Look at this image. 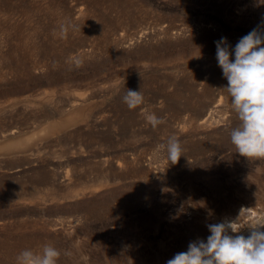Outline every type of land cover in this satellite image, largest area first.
I'll list each match as a JSON object with an SVG mask.
<instances>
[{"label":"rangeland","instance_id":"374dc122","mask_svg":"<svg viewBox=\"0 0 264 264\" xmlns=\"http://www.w3.org/2000/svg\"><path fill=\"white\" fill-rule=\"evenodd\" d=\"M253 29L264 0H0V264L45 243L58 264H166L225 219L247 237L264 157L230 142L215 41ZM127 89L144 104L129 109ZM172 135L175 164L158 151Z\"/></svg>","mask_w":264,"mask_h":264},{"label":"clouds","instance_id":"9594fccd","mask_svg":"<svg viewBox=\"0 0 264 264\" xmlns=\"http://www.w3.org/2000/svg\"><path fill=\"white\" fill-rule=\"evenodd\" d=\"M69 27L60 25V38L67 37ZM215 45L218 66L227 80L222 89L231 98L230 109L239 121L230 131V142L240 156L264 157V32L253 29L238 40L234 49L226 37L215 41ZM74 63L81 67L83 60L77 58ZM123 102L129 109H136L144 104V96L141 91L127 89ZM145 120L154 130L166 122L163 117L147 112ZM158 151L166 153L168 161L175 164L183 149L178 137L172 135L166 144L158 145ZM207 228L210 235L206 241L190 242L187 251L176 253L166 264H264V231L260 230L264 228V219L251 222L247 237L239 234L237 219L208 224ZM61 254L53 244L45 243L39 250H22L15 264H58Z\"/></svg>","mask_w":264,"mask_h":264},{"label":"bare ground","instance_id":"6f19581e","mask_svg":"<svg viewBox=\"0 0 264 264\" xmlns=\"http://www.w3.org/2000/svg\"><path fill=\"white\" fill-rule=\"evenodd\" d=\"M71 116V115H70ZM72 116H73V114H72ZM60 124V122H49V124L46 126L45 125V128H44V126H43V130H44V132H47V129L48 130H52V129H54L56 126H58ZM35 133V132H34ZM37 134V133H36ZM6 135V134H5ZM30 135V134H29ZM35 135V134H34ZM38 135V134H37ZM32 138V137H31ZM34 138V137H33ZM31 142V140H30V137H28V135H27V138H22V137H20V138H17V139H15V140H12V141H9L6 145H5V143H4V145H5V147L6 148H10V147H13V146H17V145H21V144H25L26 142ZM3 144H2V147L4 146Z\"/></svg>","mask_w":264,"mask_h":264}]
</instances>
